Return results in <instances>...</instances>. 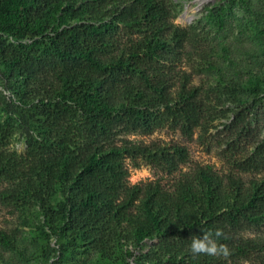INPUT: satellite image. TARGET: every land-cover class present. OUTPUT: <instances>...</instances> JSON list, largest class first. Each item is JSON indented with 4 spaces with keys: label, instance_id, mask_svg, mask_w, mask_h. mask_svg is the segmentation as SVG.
Wrapping results in <instances>:
<instances>
[{
    "label": "trees",
    "instance_id": "1",
    "mask_svg": "<svg viewBox=\"0 0 264 264\" xmlns=\"http://www.w3.org/2000/svg\"><path fill=\"white\" fill-rule=\"evenodd\" d=\"M207 16L222 21L216 9ZM174 17L170 0H0V78L19 103L3 104L0 186L5 179L13 186L0 187V200L38 205L45 218L40 231L60 240L62 257L93 255L91 264H129L133 256L135 264H264L263 179L245 185L230 175L224 182L196 167L173 189L129 183L126 155L141 153L170 171L187 152L177 144H119L124 134L170 124L190 135L229 113L226 144L238 153L232 163L241 170L264 165L241 97L261 94L264 81L255 75L242 85L220 75L215 85L193 83L177 68L182 54L196 72L218 64L207 36L195 25H175ZM223 55L234 62L227 47ZM14 121L27 130L24 156L5 149ZM251 143L257 156L250 155ZM251 227L256 233L246 234ZM217 229L230 256H194L192 236ZM146 240L155 242L136 253ZM0 242L15 246L4 230Z\"/></svg>",
    "mask_w": 264,
    "mask_h": 264
},
{
    "label": "rangeland",
    "instance_id": "2",
    "mask_svg": "<svg viewBox=\"0 0 264 264\" xmlns=\"http://www.w3.org/2000/svg\"><path fill=\"white\" fill-rule=\"evenodd\" d=\"M175 12L173 23L179 27L195 25L208 38L213 51L209 56L217 61L218 69H203L196 72L194 63L187 55L182 54L178 69L190 73L192 82L208 87L219 82L220 75L232 77L245 85L255 75L264 81V0H206L198 5L197 0H170ZM196 1V2H195ZM199 8V9H198ZM216 9L221 16V23H217L207 16ZM224 47L234 62H229L223 55ZM192 51L191 46L187 47ZM243 106L250 113L252 127L259 135L257 144L264 149V91L254 94L249 91L241 92ZM19 104L9 90L5 89L0 78V121L5 118L4 103ZM224 108H234L226 105ZM215 120L204 130L201 126L187 135L180 128L165 124L153 131H132L123 135L117 142L122 144L153 145V143L171 147L174 144L183 146L187 152L185 161L180 162L174 169L167 170L163 164L153 159L148 160L141 153L128 154L125 162L129 170V183L141 186L157 181L167 189H173V183L191 173L196 167H204L214 172L222 181H227L230 175L239 176L245 185L252 179L264 180V165L249 170H241L232 163L236 152L231 151L226 144L228 136L224 132L226 123L232 119ZM14 132L5 149L14 151L18 156H24L27 149V130L14 121ZM259 146V145H258ZM250 155L259 153L256 145L250 144ZM171 150V149H170ZM174 153V150H171ZM238 155V153H236ZM257 156V155H256ZM264 157V154H263ZM24 167V166H23ZM13 182L5 179L0 187H11ZM53 199V204L59 201ZM45 227V218L36 204H9L0 200V230H4L15 239V246L0 242V264H91L93 255L68 254L62 257L60 240L54 235H45L40 229ZM248 235H254L256 228L245 230ZM155 240H146L137 252L146 250ZM134 256L127 258L126 263L135 264Z\"/></svg>",
    "mask_w": 264,
    "mask_h": 264
},
{
    "label": "clouds",
    "instance_id": "3",
    "mask_svg": "<svg viewBox=\"0 0 264 264\" xmlns=\"http://www.w3.org/2000/svg\"><path fill=\"white\" fill-rule=\"evenodd\" d=\"M223 235L222 231L217 229L215 233L212 231H205L202 235L192 236L190 252L196 255H206L212 257L230 256V249L226 244L220 243L219 238ZM226 238V237H225Z\"/></svg>",
    "mask_w": 264,
    "mask_h": 264
},
{
    "label": "bare ground",
    "instance_id": "4",
    "mask_svg": "<svg viewBox=\"0 0 264 264\" xmlns=\"http://www.w3.org/2000/svg\"><path fill=\"white\" fill-rule=\"evenodd\" d=\"M196 2V1H195ZM197 2H198V5L200 6V5H202L204 2H206V0H197ZM199 9V8H198Z\"/></svg>",
    "mask_w": 264,
    "mask_h": 264
}]
</instances>
